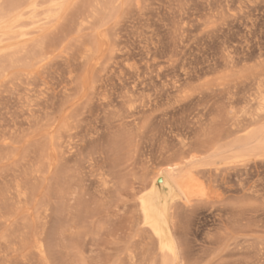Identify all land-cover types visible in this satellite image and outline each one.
Listing matches in <instances>:
<instances>
[{
  "label": "rangeland",
  "instance_id": "rangeland-1",
  "mask_svg": "<svg viewBox=\"0 0 264 264\" xmlns=\"http://www.w3.org/2000/svg\"><path fill=\"white\" fill-rule=\"evenodd\" d=\"M45 23L31 35L44 37V54H33L39 49L34 39L21 43L22 58L10 61L9 50L0 52V236L13 228L17 234L8 242L0 237V264H153L155 258L158 264L156 245L137 225L135 209L143 181L147 186L153 171L172 164H179L177 176L206 170L223 191L212 204L175 205L183 257L174 264H264V150L255 143L243 162L229 164L222 157L232 153L227 148L232 138L215 143L214 126L203 132L205 137L202 132L193 136L195 122L207 113L216 110L217 122L226 121L229 106L222 97L232 90L251 100L255 117L264 114V0H65V10ZM246 106L234 104L238 111ZM258 121L256 131L263 128L264 115ZM191 135L194 144L199 140V150L207 147L177 159L172 151L178 153V141L188 142ZM51 136L58 148L49 145ZM14 182L23 187L22 195ZM99 184L105 191L109 186L104 191L109 199ZM128 245L137 247L134 255ZM147 246L146 257L141 253ZM139 254L147 259L140 263Z\"/></svg>",
  "mask_w": 264,
  "mask_h": 264
},
{
  "label": "bare ground",
  "instance_id": "bare-ground-1",
  "mask_svg": "<svg viewBox=\"0 0 264 264\" xmlns=\"http://www.w3.org/2000/svg\"><path fill=\"white\" fill-rule=\"evenodd\" d=\"M92 1V0H91ZM46 2H48L46 5H43L44 3H46ZM65 10V0H0V52H3V51H6V50H9L10 51V53H9V55H8V57L10 58V61H14V59L16 58V57H18V56H20L21 58H22V55H18V54H20V49H23V47H25V46H21V43H25V44H23V45H26V43L28 44L30 41H32L34 38L33 37H31V35L36 31V29L37 28H39V27H41L40 25L44 22H47V23H49V21L50 20H52L53 18H55L56 19V17H58L63 11ZM46 24V23H45ZM43 28V27H42ZM37 31H39V30H37ZM41 31V30H40ZM39 37V36H38ZM37 37V38H38ZM40 38V37H39ZM34 40H37V39H34ZM44 37L42 38V39H39V40H37V42L35 43V45L33 46V44H32V46L33 47H36V48H39V49H36L37 51H35V53H33V51H34V49L32 50V49H30L31 51H29V52H27V54L28 55H32V53L33 54H38V52H39V54H41V53H43L44 54V52H42V50L44 49V47H43V44H44ZM27 46H29V45H27ZM22 47V48H21ZM25 49V48H24ZM45 49H46V47H45ZM38 50H40V51H38ZM46 50H48L49 51V48H47ZM52 49H50V51H51ZM55 50V49H54ZM37 52V53H36ZM39 54H38V57H39ZM47 54H48V52H47ZM46 54V55H47ZM18 55V56H17ZM27 55V56H28ZM25 56H26V54H25ZM26 56V58H29V57H27ZM41 56V55H40ZM50 56V55H49ZM23 57H24V55H23ZM32 57V56H31ZM30 57V58H31ZM20 58V59H21ZM29 58V59H30ZM33 58V57H32ZM37 58V57H36ZM19 59V60H20ZM38 59V58H37ZM42 59V58H41ZM18 60V61H19ZM23 60H24V58H23ZM22 60V61H23ZM36 60V59H35ZM35 60H33V61H35ZM43 60V59H42ZM45 60V59H44ZM43 60V61H44ZM25 61H26V59H25ZM24 61V63H28L29 62V60L27 61V62H25ZM38 61V60H37ZM30 62H31V60H30ZM29 62V63H30ZM36 62V61H35ZM39 62V61H38ZM261 62V61H260ZM17 64V63H16ZM23 64V63H22ZM32 64V63H31ZM37 64V63H36ZM25 67H30L31 65L29 64H23ZM28 65V66H27ZM259 65V64H258ZM263 67H261L260 69H262ZM20 72V71H19ZM22 72H24V71H22ZM263 71H261V73H262ZM1 73V72H0ZM3 73V72H2ZM21 73V72H20ZM30 73V72H29ZM264 73V72H263ZM32 74V73H31ZM255 74V73H254ZM6 74H4L3 76H5ZM257 75V74H256ZM9 76V75H8ZM73 76H75V75H73ZM72 76V78L74 79V77ZM28 77V76H27ZM257 77V76H256ZM6 78V77H5ZM8 79V78H7ZM23 79H24V77H23ZM32 80V79H31ZM3 81V80H2ZM2 81H0V82H2ZM24 81V80H23ZM33 81H35V80H33ZM69 81H70V79H69ZM9 82V81H8ZM25 82V81H24ZM5 83H7V82H5ZM26 83V82H25ZM77 83V82H76ZM96 83H97V81H96ZM28 84V83H27ZM226 85V84H225ZM260 85V84H259ZM34 86V85H33ZM69 86V85H68ZM224 86V85H223ZM229 87H231L230 85H229ZM263 87V86H262ZM76 88V87H75ZM82 88H83V86H82ZM27 89H28V87H27ZM68 89V88H67ZM71 90H72V87L70 88ZM97 89V88H96ZM220 89H222V88H220ZM234 89V88H233ZM259 89V88H258ZM31 90V89H30ZM47 90V89H46ZM179 90V89H178ZM177 90V91H178ZM231 90V89H230ZM260 90H261V88H260ZM259 90V91H260ZM264 90V89H263ZM35 91V90H34ZM41 91V90H40ZM69 91V90H68ZM181 90H179V92H180ZM222 91V90H221ZM234 90H232V92H228V93H226V95H224L223 94V97H222V100H223V102L224 103H227L228 104V106H229V108H228V106L226 105L224 108H228L229 110H226V109H224V111L226 110L227 111V118H226V121L225 122H223L222 121V124L220 123L221 122V120L219 121V123L217 122V119L219 120L220 119V114L219 113H221V111L218 113L219 115H214L213 113H216L217 111L216 110H214V109H212V110H214L215 112H213L212 114L214 115V117H211V113H207V115L209 114L210 115V117H209V115H208V117H207V115H206V117L204 116V118H209L210 120L208 121V120H206V119H204V121L206 120V121H208V123H205V122H203L202 123V121H203V119L201 120V119H198V121L197 122H195V120L193 121V122H195L196 124H198V128L196 129V128H194V129H196L195 131V133H194V135L193 136H199V134L202 132H207L208 131V129H211V131H212V128H213V126H214V131H213V133H211V135H212V138H214V135L213 134H215V138H216V142L215 143H217L218 141H225V140H227V139H230V138H232V140L230 141V142H228L227 143V148L230 150V151H232V153L231 154H229V155H223V157L222 158H224L229 164H238V163H241V162H243L244 160H245V156L246 155H250V154H252L253 153V151H254V145H255V143H257V145L259 144V146H260V148L261 149H263L264 150V126H263V128L262 129H259V130H254L253 129V125H254V123L256 122V123H258L259 121V119H261V117L263 118V115H261L260 117L259 116H257V117H255L256 115L254 114L255 112H253L252 111V105H251V100L250 99H248V98H246V97H244V95H243V97H240V96H238L237 95V91H234ZM38 92V91H37ZM74 92V91H73ZM72 92V93H73ZM71 93V94H72ZM222 93V92H221ZM30 94V93H29ZM73 95V94H72ZM259 95V94H258ZM263 95H264V93H263ZM246 96V95H245ZM251 96V95H250ZM248 97H249V95H248ZM258 98H259V96H257ZM252 99V98H251ZM47 100V99H46ZM253 100H254V98H253ZM260 100V99H259ZM239 101H243V102H245L246 104H247V106L243 109V110H241V111H238V110H235V107H234V104L236 103V102H239ZM32 105V104H31ZM260 105H261V110H263V108H264V96L262 97V104L260 103ZM48 106V105H47ZM46 106V107H47ZM223 106H224V104H223ZM223 106L221 107V108H223ZM257 106H258V104H257ZM34 109V108H33ZM43 109V108H42ZM54 109V108H53ZM53 109H52V111H53ZM218 110H219V108H217ZM29 110H32V109H29ZM44 110V109H43ZM67 110V109H66ZM212 110H210L211 112H212ZM39 111V110H38ZM42 111V110H41ZM40 111V112H41ZM226 111L224 112V113H226ZM37 113V112H36ZM46 113H47V111H46ZM201 112H198L197 114H200ZM205 113V114H206ZM204 114V115H205ZM43 115V114H42ZM41 115V116H42ZM47 115V114H46ZM49 115V114H48ZM51 116H52V113L50 114ZM201 115V114H200ZM199 115V116H200ZM223 115V114H222ZM37 116V115H36ZM69 116V115H68ZM197 117H196V119L199 117L198 115H196ZM31 117H32V115H31ZM44 117H48V116H44ZM50 117V116H49ZM219 117V118H218ZM38 118V117H37ZM202 118V117H201ZM40 119H42V118H40ZM44 119V118H43ZM48 119H50V118H48ZM52 119V118H51ZM224 119V118H223ZM38 120V119H37ZM54 120H55V118H54ZM32 121H33V119H32ZM44 121V120H43ZM258 121V122H257ZM261 121V120H260ZM66 122V121H65ZM69 123V122H68ZM194 123V124H195ZM217 123H218V125H217ZM50 124V123H49ZM51 124H53V122H51ZM194 124H192V125H194ZM196 124H195V127H196ZM46 125V124H45ZM65 125H66V123H65ZM187 125V124H186ZM42 126V125H41ZM40 126V127H41ZM48 126V125H47ZM52 125H50V127H51ZM62 126V125H61ZM189 126H190V124H189ZM33 127V126H32ZM43 127V126H42ZM49 127V126H48ZM60 127V126H59ZM59 127H58V130H59ZM183 127V126H182ZM44 128V127H43ZM52 128V127H51ZM63 128V127H62ZM73 128V127H72ZM186 128H188V127H186ZM191 128V129H190ZM190 128H188V130H193V128H192V126L190 127ZM42 129V128H41ZM182 129V128H181ZM181 129H180V132H181ZM183 129H185V128H183ZM39 130V129H38ZM57 130V131H58ZM187 130V129H186ZM60 131H62V130H60ZM68 131H70V129L68 130ZM179 131V130H178ZM194 131V130H193ZM192 131V132H193ZM183 132V131H182ZM181 132V133H182ZM188 133L190 132V131H187ZM51 132H49V134H50ZM55 133V132H54ZM62 133V132H61ZM70 133V132H69ZM178 133V132H177ZM187 133V134H188ZM209 133V132H208ZM13 134H15L14 132H13ZM12 134V135H13ZM56 134V136H58L57 135V133H55ZM63 134V133H62ZM61 134V135H62ZM71 134V133H70ZM189 134H191V132L189 133ZM204 134V133H203ZM202 134V135H203ZM205 134H207V133H205ZM205 134H204V137H205ZM181 134H179V136H180ZM201 135V136H202ZM4 136V135H3ZM10 136V135H9ZM56 136H51L50 137V140H49V142H50V144L49 145H51V147H56L57 146V148H58V145H56V146H53L54 145V143H55V137ZM62 136H66V135H62ZM71 135H69V137H70ZM178 136V135H177ZM176 136V137H177ZM183 136H185L186 137V135L184 134ZM200 136V137H201ZM210 136V135H209ZM209 136H208V139H209ZM0 137H2V136H0ZM67 137H68V135H67ZM190 137H192V135L191 136H189V138H188V142H186L185 140H180V141H178V139H177V141L180 143L179 145L181 146L180 147V149L179 150H176V152L178 151V153H174L175 152V150H173L171 147H169L168 146V149H172L173 151V154H176L177 155V159L179 158L178 156V154H180V157H181V155H183L184 157L185 156H187L188 155V157H189V155L191 154L192 155V151H194V150H196L197 148V150L198 151H201L202 152V149L205 147H203V144H202V148H201V150H199V144L197 143L199 140H198V137H196L197 139L196 140H198V141H196V143L194 144L193 142H192V138H190ZM204 137H203V139H204ZM211 137V136H210ZM46 138V137H45ZM62 138V137H61ZM72 138L74 139V137H73V135H72ZM212 138H210V140H211V142H209V143H211V144H213L214 145V140H212ZM37 139H40V137L39 138H37ZM64 139H66V138H64ZM70 139H71V137H70ZM175 139V140H176ZM182 139H184V137L182 138ZM187 139V138H186ZM189 139H190V141H189ZM202 138H200V140H201ZM207 139V138H206ZM40 140H42V138L40 139ZM40 140L38 141V142H40ZM47 140V139H46ZM63 140V139H62ZM2 141V140H1ZM9 141V140H8ZM8 141H7V143L6 144H8ZM34 141V140H33ZM57 141V140H56ZM65 141V140H64ZM5 142V141H4ZM14 142V141H13ZM35 142V141H34ZM42 142V141H41ZM45 142H47V141H45ZM62 143H63V141H61ZM66 142H67V140H66ZM177 142V143H178ZM72 143V142H71ZM208 143V144H209ZM6 144H4L5 146H6ZM30 144V143H29ZM59 144H60V142H59ZM64 144V143H63ZM70 144V143H69ZM45 145H47V144H45ZM45 145H43V146H45ZM48 145V146H49ZM67 145V144H66ZM71 145H73V144H71ZM173 145H176V142H174V144ZM178 145V144H177ZM176 145V146H177ZM196 145V146H195ZM198 145V146H197ZM8 146H11V144H9ZM47 146V147H48ZM63 146V145H62ZM61 146V147H62ZM68 146V145H67ZM162 146V145H161ZM258 146V147H259ZM2 147V146H1ZM34 147H36V145H34ZM164 147H165V145H164ZM207 147V146H206ZM205 147V148H206ZM209 147H211V146H209ZM3 148V147H2ZM29 148H32L33 149V147H29ZM39 148V147H38ZM44 148H46V147H44ZM50 148V147H49ZM74 148V147H73ZM162 148H163V146H162ZM204 148V149H205ZM1 149V148H0ZM11 149V148H10ZM13 149V148H12ZM160 149V148H159ZM208 149V148H207ZM29 150V149H28ZM36 150V149H35ZM38 150H40V148L38 149ZM43 150V149H42ZM45 150H47L48 151V149H44V151ZM62 150V149H61ZM63 150H64V148H63ZM161 150H163V149H161ZM165 150H166V147H165V149L163 150L164 152H165ZM257 151H258V149H256ZM1 151V150H0ZM31 151V150H30ZM204 151V150H203ZM4 152V151H3ZM32 152H34L33 150H32ZM67 152V151H66ZM162 152V151H161ZM166 152H167V150H166ZM165 152V153H166ZM194 152H197V151H194ZM29 153H31V152H29ZM49 153H50V151H49ZM58 153V152H57ZM199 153V152H198ZM2 154H4V153H2ZM28 154V153H27ZM63 154V153H62ZM193 154H195V153H193ZM260 154V153H259ZM263 154V153H262ZM34 155V154H33ZM37 155H38V153H37ZM36 155V156H37ZM61 155V154H60ZM264 155V154H263ZM4 156H6V155H4ZM44 156H45V154H44ZM62 156V155H61ZM61 156H59V157H61ZM174 156V155H173ZM182 156V157H183ZM34 157V156H33ZM38 157V156H37ZM40 157H41V153H40ZM58 157V156H57ZM195 157V156H194ZM18 158H20V157H18ZM42 158H43V156H42ZM48 158V157H47ZM50 158V157H49ZM32 159V157H31V154H30V160ZM36 159V158H35ZM61 159V158H60ZM179 159H182V158H179ZM1 160V159H0ZM25 160V159H24ZM28 160V159H27ZM23 161V160H22ZM36 161V160H35ZM56 161V160H55ZM26 162V161H25ZM24 162V163H25ZM34 162V161H33ZM37 162V161H36ZM39 162V161H38ZM37 162V163H38ZM47 162V161H46ZM18 163H19V161H18ZM23 163V162H22ZM24 163H23V165H24ZM30 163V162H29ZM28 163V164H29ZM50 163V162H49ZM46 164V163H45ZM154 164V163H153ZM163 164H165V163H163ZM168 164H171V163H168ZM167 164V165H168ZM11 165V164H10ZM26 165V164H25ZM24 165V166H25ZM179 165V164H178ZM178 165L177 164H172V165H168L166 168H161V169H157V170H155L156 172L154 173V171H153V174H154V176L152 177L151 175H153L152 174V172L151 171H149V172H151V175H150V173H149V176H151L152 178H150L151 179V181L149 182V184L147 185V186H145V187H143L144 185H146V181H143L144 182V184L142 185V187H140L141 188V191H140V194H139V196H138V202H137V207H138V209H135V210H138L139 211V221L137 222L138 224L137 225H140L141 226V228L144 230V231H146V232H148L150 235V239L151 240H153L152 242H154V244L156 245V250H155V248H154V251H153V253L156 251V254H155V256L156 257H159L160 258V262H158V264L159 263H161V264H174L175 262H176V260L179 258V255H181L182 253H180L181 252V246H180V250H179V245H178V239H176V234L177 233H175L176 231H178L179 230V228H178V230H176L175 231V225H176V223H174V212H176L175 210L177 209V208H175V205L178 203V202H183L186 206H193V203H202V204H212V203H214V202H216V201H219V200H221L222 199V197H223V191L222 192H220L221 190L220 189H218L219 188V186H218V188H217V185L218 184H220V183H215V184H213L214 182H219L217 179L215 180L214 178V182H212L209 178H208V176L206 175V170H203V169H190V170H188L185 174H183V175H181V176H177V175H175V171L177 170V167H178ZM34 166V165H33ZM49 166H51V165H49ZM58 166V165H57ZM21 167H22V164H21ZM28 167V166H27ZM30 167V166H29ZM45 167H48V166H46L45 165ZM39 168V167H38ZM37 168V169H38ZM156 168V167H155ZM157 168H158V166H157ZM22 169V168H21ZM27 169V168H26ZM32 169H35V168H33L32 167ZM37 169L36 170H31V171H33L32 173H35V171H37ZM42 170V169H41ZM146 170H147V168H146ZM152 170V169H151ZM23 171V170H22ZM30 171V170H29ZM38 171H40V168L38 169ZM44 171V170H43ZM19 172H21V171H19ZM18 172V173H19ZM143 172H145V171H143ZM1 173H3V171H1ZM16 173V172H15ZM31 173V174H32ZM37 173V172H36ZM35 173V174H36ZM40 173L42 174V172L40 171ZM146 173V172H145ZM209 173V172H208ZM3 174H5V172L3 173ZM34 174V175H35ZM103 174V173H102ZM21 175V174H20ZM33 175V176H34ZM104 175V174H103ZM0 176H1V174H0ZM36 176V175H35ZM34 176V177H35ZM39 176V175H38ZM211 176V175H210ZM7 177H8V175H7ZM106 177V176H105ZM104 177V178H105ZM108 177V176H107ZM106 177V178H107ZM147 177V176H146ZM145 177V178H146ZM10 179H12V177H9ZM102 178H103V176H102ZM211 178V177H210ZM1 179V178H0ZM7 179V178H6ZM21 179H23V178H21ZM34 179V178H33ZM101 179V178H100ZM108 180H109V178H107ZM107 179H105V180H102L101 182H107L106 180ZM149 179V178H148ZM149 179V180H150ZM38 180V179H37ZM4 181V180H3ZM7 181V180H6ZM10 181V180H9ZM39 181V180H38ZM11 182V181H10ZM18 182V181H17ZM27 182H29V181H27ZM98 182H100V181H98ZM103 182V183H104ZM109 183V186H111L110 185V182H108ZM3 184V183H2ZM14 184H15V182H14ZM19 184V183H18ZM17 183L15 184V191L17 190L18 191V195L20 196V195H22L24 192H22V189H23V187H21V188H19V186L17 187V185H18ZM30 184H32V182L30 183ZM37 184V183H36ZM7 185H8V183H7ZM35 185V184H34ZM99 185H101V184H99ZM105 185V184H104ZM104 185H101L102 187L104 186ZM113 185V184H112ZM221 185V184H220ZM9 186V185H8ZM22 186H24L23 184H22ZM30 186H32V187H30ZM39 185L37 184V187H38ZM108 186V185H107ZM106 186V187H107ZM109 186H108V189H110L109 188ZM115 186V185H114ZM11 187V186H10ZM29 187L30 188H32L33 189V185H29ZM36 187V188H37ZM101 187V188H102ZM113 186H111V188H112ZM2 188H3V186H2ZM17 188V189H16ZM35 188V189H36ZM100 188V190L102 191L104 188H105V186L101 189ZM115 188V187H114ZM4 189V188H3ZM21 189V190H20ZM26 189H29V188H27L26 186H25V190ZM35 189H33L34 191H35ZM107 188H106V190L107 191H109ZM144 189V190H143ZM3 191V190H2ZM4 191H6L5 189H4ZM27 191V193L28 192H30L31 190L29 189V191L28 190H26ZM97 191H98V189H97ZM96 191V192H97ZM105 190H103V192H104ZM107 191H105L106 193H107ZM103 193L102 194V192H101V194L102 195H106V193ZM31 193H33L32 191H31ZM99 193V191L97 192V194ZM133 193V192H132ZM136 193V192H135ZM139 193V192H138ZM34 194V193H33ZM108 194H109V192H108ZM6 195V194H5ZM9 195V194H8ZM28 195H31V194H28ZM104 195V196H105ZM110 195V194H109ZM136 195V194H135ZM250 195V194H249ZM34 196H35V194H34ZM34 196H33V198H34ZM6 197V196H5ZM5 197H3V198H5ZM8 198H9V196H7ZM23 197V196H22ZM21 197V199H23V200H26L27 198V200H26V202H28V200L30 201V199H29V197H27V195L25 196V198H22ZM32 197V196H31ZM30 197V198H31ZM97 197V196H96ZM107 196H105V198H106ZM134 197V196H133ZM8 198H7V200H8ZM108 198V197H107ZM10 199V198H9ZM16 199H18L19 200V197L17 198L16 197ZM32 199V198H31ZM109 199V198H108ZM107 199V200H108ZM136 199V198H135ZM2 199H0V201H1ZM5 200V199H4ZM106 200V199H105ZM22 201V200H21ZM21 201H19V202H21ZM137 201V200H136ZM18 202V201H17ZM25 202V201H24ZM31 202V201H30ZM29 202V203H30ZM40 202H42L43 203V200H41ZM106 202V201H105ZM28 203V204H29ZM39 203V202H38ZM183 203H181L182 205H184ZM5 204V203H4ZM23 204H25V203H23ZM6 205V204H5ZM37 205V204H36ZM47 205V204H46ZM46 205H44V206H46ZM38 206V205H37ZM40 206H41V204H40ZM40 206H38L37 208H41ZM43 206V205H42ZM177 206V205H176ZM3 207V206H2ZM5 207V206H4ZM136 207V206H135ZM11 208V207H10ZM18 208V207H17ZM5 209V208H4ZM6 209H7V207H6ZM27 209V208H26ZM43 209V208H42ZM175 209V210H174ZM7 210H9L10 211V209H7ZM6 210V213L8 212ZM44 210H45V208H44ZM1 211H4V210H1ZM43 211V210H42ZM35 212V211H34ZM44 212V211H43ZM42 212V213H43ZM47 212V211H46ZM2 213V212H1ZM9 213V212H8ZM25 213H27V212H25ZM30 213V212H29ZM36 213V212H35ZM3 214V213H2ZM38 214V213H37ZM11 215V214H10ZM13 215V214H12ZM11 215V216H12ZM26 215V214H25ZM36 215V214H35ZM40 215V214H39ZM46 215H48V214H46ZM2 216V215H1ZM5 216H6V214H5ZM9 216V215H8ZM21 216V215H20ZM40 216H42V214L40 215ZM136 216H137V214H136ZM137 216V217H138ZM3 217H4V215H3ZM7 217V216H6ZM10 217V216H9ZM14 217V216H13ZM22 217V216H21ZM24 217V216H23ZM28 217V216H27ZM46 217V216H45ZM136 217V218H137ZM176 217V216H175ZM39 218V217H38ZM43 217H41V219H42ZM10 219V218H9ZM40 219V218H39ZM6 220H8V217L6 218ZM20 220V219H19ZM1 221V220H0ZM9 221V220H8ZM17 221V220H16ZM42 221V220H41ZM37 222V221H36ZM44 222V221H43ZM175 222H177V221H175ZM2 223V222H1ZM7 223V222H6ZM13 223H14V221H13ZM17 223V222H16ZM39 223V222H38ZM18 224V223H17ZM28 224V223H27ZM42 224V222L40 223V225ZM44 224V223H43ZM42 224V225H43ZM133 223H131V225H132ZM175 224V225H174ZM26 225V224H25ZM41 225V226H42ZM12 228L13 227H16L15 226V224H12V225H10ZM30 226H31V224H30ZM39 226V225H38ZM179 226V225H178ZM134 227V226H133ZM7 228V227H6ZM22 228H25L24 226H22ZM135 228H136V226H135ZM14 229V228H13ZM12 229V231L15 233L16 231H14ZM16 229H18V228H15V230ZM43 229V228H42ZM140 229V228H139ZM11 230V229H10ZM20 230V229H19ZM19 230H17V232H19ZM6 231H7V229H6ZM6 231H4V232H6ZM22 231V230H21ZM36 231V230H35ZM43 231H44V229H43ZM185 231V230H184ZM13 232H10V233H8V235L7 236H9V237H7L6 235H4L5 236V238H4V236L2 237V234H1V236L0 237H2V238H4L5 240H7L8 238L9 239H11L12 237H14L15 236V234L13 233ZM11 233H13V234H11ZM28 233V232H27ZM26 233V234H27ZM4 234V233H3ZM5 234H7V232L5 233ZM20 234H22V233H20ZM140 234H142L141 232H140ZM10 235H11V237H10ZM13 235V236H12ZM17 235V234H16ZM46 235V234H45ZM22 236H24V235H22ZM32 236V235H31ZM44 236V235H43ZM137 236V235H136ZM142 236V235H141ZM140 236V239L141 238H143L144 237V235H143V237H141ZM17 237H21V236H17ZM27 238H28V236H26ZM39 237H41L40 235L39 236H37L36 238H39ZM45 237V236H44ZM44 237H42L41 239H45ZM2 238H1V240H2ZM145 238V237H144ZM143 238V239H144ZM3 239V240H4ZM23 239H24V237H23ZM30 239V238H29ZM34 239V238H33ZM146 240H147V238H145ZM0 240V241H1ZM4 240V241H5ZM20 240V239H19ZM18 240V241H19ZM28 239H26V241H27ZM37 240V239H36ZM39 240V239H38ZM37 240V241H38ZM46 241H47V239H45ZM138 240V239H137ZM137 240H135L136 242H138ZM15 241H16V239H15ZM23 241H25V240H23ZM22 241V242H23ZM30 241V240H29ZM42 241V240H41ZM45 241V244H44V246H46V243H48V242H46ZM6 242H8V240L6 241ZM139 242H140V240H139ZM138 242V243H139ZM143 242H144V240H143ZM142 242V243H143ZM183 242V241H182ZM18 243V242H17ZM24 243H26V242H24ZM23 243V244H24ZM132 244H133V242H131ZM141 243V244H142ZM146 243H147V241H146ZM184 243V242H183ZM4 244V243H3ZM2 244V245H3ZM19 244V243H18ZM17 244V245H18ZM22 244V245H23ZM29 244V243H28ZM37 244H38V242H37ZM136 243H134L133 245H135ZM1 245V246H2ZM7 245V244H6ZM5 245V246H6ZM20 245V244H19ZM26 245V244H25ZM35 245V244H34ZM137 245V244H136ZM4 246V247H5ZM21 246V245H20ZM19 246V247H20ZM24 246V245H23ZM27 246V245H26ZM25 246V247H26ZM129 246V245H128ZM132 246V245H131ZM144 246V245H143ZM143 246H142V248H143ZM154 246V245H153ZM8 247H9V244H8ZM24 247V248H25ZM33 247H35V246H33ZM133 248L135 247V246H132ZM148 248H147V250L145 251V253H141V252H144V251H139L141 254H146L147 252H151V251H149V246H147ZM151 247V246H150ZM155 247V246H154ZM10 248H11V246H10ZM15 248V247H14ZM18 248V247H17ZM16 248V249H17ZM30 248V247H29ZM29 248H27L28 250H30ZM39 251L40 252H42L43 253V248H42V244L40 243V245H39ZM46 248H47V246L46 247H44V250H45V252H46ZM130 246L128 247V251L131 249V252L133 251H136L135 249H137V247H135V249L133 250V248H130ZM142 248H141V250H142ZM8 249V248H7ZM16 249H14V251L16 250ZM19 249H21L22 250V247L21 248H19ZM32 249V248H31ZM37 249V248H36ZM145 248H143V250H144ZM49 250V249H48ZM7 251V250H6ZM17 251V250H16ZM15 251V252H16ZM32 251H33V249H32ZM35 251V250H34ZM180 251V252H179ZM133 252H132V255H134L133 254ZM33 253H35V252H33ZM42 253H41V255H42ZM129 253V252H128ZM135 253V252H134ZM32 254V253H31ZM31 254H28V255H31ZM38 254V253H37ZM46 254V253H45ZM49 254V253H48ZM130 254V253H129ZM129 254L127 255V256H129ZM141 254H139L140 255V257H141V259L143 258H145V257H142L141 256ZM148 255H149V253H147ZM152 254V253H151ZM121 255V254H120ZM131 254H130V258H132L133 259V256H132ZM136 255V254H135ZM43 256H44V254H43ZM42 256V257H43ZM127 256H125L128 260H129V258L127 257ZM146 256V255H145ZM182 256V255H181ZM180 256V257H181ZM45 257H46V255H45ZM44 257V258H45ZM48 257V256H47ZM125 257L123 258V261L125 260ZM139 257V258H140ZM147 257V256H146ZM183 257V256H182ZM138 258V259H139ZM149 258H151L152 259V257H148V259ZM120 259V258H119ZM136 259H137V256H136ZM137 259V260H138ZM138 260L140 263H141V261L143 262V261H145V259H147V258H145L144 260ZM156 259H157V261H159V259L158 258H155V261H156ZM39 260V259H38ZM134 260V259H133ZM181 260V259H180ZM179 260V261H180ZM51 261V260H50ZM137 261V262H138ZM147 261V260H146ZM155 261H153L154 263H155ZM156 261V262H157ZM178 261V260H177ZM39 262H40V260H39ZM39 262H38V264H39ZM47 263H48V260L46 261ZM125 262V261H124ZM124 262H123V264H124ZM147 262H149V261H147ZM181 262V261H180ZM51 263V262H50ZM119 263H120V261H119ZM153 263V264H154ZM32 264H34L33 262H32ZM36 264V263H35ZM155 264H157V263H155Z\"/></svg>",
  "mask_w": 264,
  "mask_h": 264
}]
</instances>
